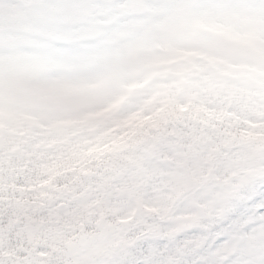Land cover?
<instances>
[{
    "label": "snow or ice",
    "instance_id": "6c2138e0",
    "mask_svg": "<svg viewBox=\"0 0 264 264\" xmlns=\"http://www.w3.org/2000/svg\"><path fill=\"white\" fill-rule=\"evenodd\" d=\"M246 6L247 0H8L0 7V113L30 112L42 126L34 131L49 135L61 122L86 121L95 138L88 151L118 161L85 181L87 199L120 205L106 219L131 216L113 228L122 242L105 264H264V175L242 182L240 171L250 149L264 155V113L241 120L233 106L205 99L219 84L209 75L212 62L236 47L207 26ZM141 45L151 50L148 62L108 76L86 101L64 94L55 73L34 77L26 92L17 87L31 64L90 65ZM165 49L184 59L160 56ZM59 203L45 211L62 215L76 201Z\"/></svg>",
    "mask_w": 264,
    "mask_h": 264
},
{
    "label": "rangeland",
    "instance_id": "374dc122",
    "mask_svg": "<svg viewBox=\"0 0 264 264\" xmlns=\"http://www.w3.org/2000/svg\"><path fill=\"white\" fill-rule=\"evenodd\" d=\"M0 7H6V5H0ZM245 19L250 22L258 21L264 23V5H261L259 0H247V6L242 9L240 15L226 20L223 24L211 23L207 26V31L222 35L225 40L232 42L236 47L229 50L227 59L216 58L212 62L209 75L212 79H214V77L215 79L218 78L219 84L214 91L205 95V99L210 104L218 105L217 103L222 102V98L228 92H234L236 96H240L239 100L234 98L237 101L235 106L240 110V119L264 113V44L262 39L264 37V26L258 24L259 27L256 33L252 37H248L245 31L249 30L243 23ZM255 47L259 49L263 47L261 48L262 55L257 59V62L249 66L246 63L247 60L249 61L248 53L251 48ZM150 52L151 50H146L141 45L135 50L123 55L113 54L110 60L105 57H100L90 65H61L46 61L34 63L28 66L26 74L19 80L17 87L22 92H26L35 87L33 82L34 77L55 73V79L64 94L78 102L86 101L89 93L101 85L108 76L147 63ZM168 53L169 54H166L165 49L160 52L159 55L174 56L178 60L181 58L184 59L183 54L180 53L179 50H169ZM193 58L195 59V56ZM222 62L227 63L228 66ZM251 66L257 69H253ZM224 72L228 73V75L223 77L222 73ZM229 75H238V77L233 78ZM213 98L216 99L213 100ZM13 110L15 113L11 110L0 113V154L14 152V157L18 155L19 157H25V161H29L30 159L36 161L44 157L49 150L56 152L64 150L71 138L75 139L76 136L77 138H81L82 134H86L82 138L90 136L91 126H89L86 121L61 122L56 127L54 134L51 135H49L46 130L34 131V129L42 128V126L38 124L37 118L34 116L30 120V117L33 116L30 112L20 109ZM74 123L77 124L75 128H73ZM26 125L28 126L26 127ZM21 133L22 135L17 141L16 134L19 135ZM62 144H64V148L60 147ZM66 153L69 155V150L66 149ZM245 161H247L246 155L241 161L242 167L240 171L244 174L242 182H247L252 178L264 175V171H262L256 162L246 164ZM261 171L263 173H261ZM88 176L91 177V173L88 174ZM80 190L83 192L74 193H82L86 196V186L82 189H78V191ZM56 200L60 199L56 198ZM90 202L95 209L100 208V202L96 198L90 199ZM60 204H57L58 207H60ZM111 206L116 210L110 216L115 217L116 213L120 211V205L118 203H113ZM73 208L74 205L70 211H72ZM151 211H155V209ZM185 219H190V217H185ZM101 220L102 218L100 215L96 213L91 215V220L87 225L90 231L87 238L96 237V229L100 227ZM130 220L131 216L128 215L114 221H117L121 225L128 224ZM106 225L111 230H113L115 226L109 221H106ZM65 239L66 241L62 243L63 247L60 249L59 253L62 254V258L70 256L74 258V255H78L77 246L80 243L78 237L76 234H70L66 236ZM44 254L45 253L41 250L35 252L36 257L40 259L44 258ZM86 255L87 253L84 254L83 257ZM3 258L6 264H18L5 257ZM45 264L57 263L49 256ZM60 264H78V262H67L62 260ZM79 264L82 263L79 262Z\"/></svg>",
    "mask_w": 264,
    "mask_h": 264
},
{
    "label": "trees",
    "instance_id": "16d2710c",
    "mask_svg": "<svg viewBox=\"0 0 264 264\" xmlns=\"http://www.w3.org/2000/svg\"><path fill=\"white\" fill-rule=\"evenodd\" d=\"M248 56L253 60L259 57L254 51L248 53ZM257 152L260 154L258 150ZM94 154L88 151L90 168L74 157L65 162L49 160L28 164L16 159L18 168L12 162H7V166L0 165V234H3L0 236V244L7 240L5 247L8 253L16 246L20 247L24 256L26 251L30 254L36 248L47 249L46 236L56 238L57 250H60L63 247L62 238L70 232L79 234L80 248L87 250L91 260L89 264H105V258H110L120 247L122 241L118 244L114 242L113 232H106L104 229V220L102 239L91 243L88 249L84 246V234L75 230V225L82 219L84 206L89 200L82 193H74L83 192L78 191L81 187L76 183L82 179V175L87 177L91 173V176H95L98 175V170L111 171L118 163L114 158L104 157L96 166L98 159H95ZM82 197L84 199H81ZM56 198L60 199L61 207L66 205V200L76 201L74 211L62 215H57L55 210L45 211ZM104 209L109 208L104 205ZM49 251L51 252L50 249ZM3 252L6 255L5 249Z\"/></svg>",
    "mask_w": 264,
    "mask_h": 264
}]
</instances>
